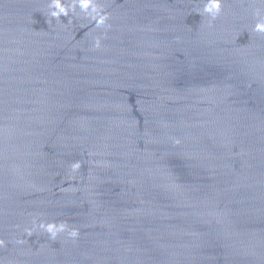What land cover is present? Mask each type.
<instances>
[{"label":"water","instance_id":"95a60500","mask_svg":"<svg viewBox=\"0 0 264 264\" xmlns=\"http://www.w3.org/2000/svg\"><path fill=\"white\" fill-rule=\"evenodd\" d=\"M204 2L0 0V264H264V0Z\"/></svg>","mask_w":264,"mask_h":264},{"label":"clouds","instance_id":"9594fccd","mask_svg":"<svg viewBox=\"0 0 264 264\" xmlns=\"http://www.w3.org/2000/svg\"><path fill=\"white\" fill-rule=\"evenodd\" d=\"M79 9V12H77ZM222 12V0H205L203 9L199 13L200 15H207L212 20H215ZM71 14H76V16H83L85 19H90L96 22L97 27H103L108 20V14L98 6L97 0H49L48 3V23L50 24L52 19L60 21L61 16H71ZM256 15L259 17L261 13L257 11ZM69 22L70 19H69ZM253 31L257 33H264V18L258 19ZM101 41L99 38L95 40V47L99 48ZM80 167L79 162L72 165L73 170H77ZM39 228L47 232L51 239H56V237L63 232H67L69 237L74 238L77 233L75 230L69 231L65 224H45L40 223ZM31 235V232H29ZM22 241H18L21 243Z\"/></svg>","mask_w":264,"mask_h":264}]
</instances>
